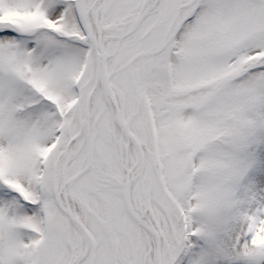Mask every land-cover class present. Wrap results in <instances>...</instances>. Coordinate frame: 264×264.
<instances>
[{
  "label": "snow or ice",
  "instance_id": "6c2138e0",
  "mask_svg": "<svg viewBox=\"0 0 264 264\" xmlns=\"http://www.w3.org/2000/svg\"><path fill=\"white\" fill-rule=\"evenodd\" d=\"M0 264H264V0H0Z\"/></svg>",
  "mask_w": 264,
  "mask_h": 264
}]
</instances>
